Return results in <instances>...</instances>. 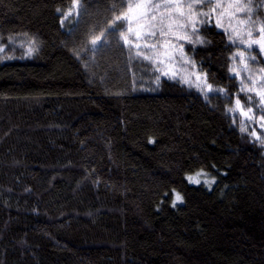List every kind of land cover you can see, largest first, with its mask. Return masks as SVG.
Listing matches in <instances>:
<instances>
[{
    "label": "trees",
    "instance_id": "1",
    "mask_svg": "<svg viewBox=\"0 0 264 264\" xmlns=\"http://www.w3.org/2000/svg\"><path fill=\"white\" fill-rule=\"evenodd\" d=\"M73 2L0 0V44H38L0 58V264H264V146L228 112L227 33L183 43L208 98L122 50L126 0Z\"/></svg>",
    "mask_w": 264,
    "mask_h": 264
},
{
    "label": "snow or ice",
    "instance_id": "2",
    "mask_svg": "<svg viewBox=\"0 0 264 264\" xmlns=\"http://www.w3.org/2000/svg\"><path fill=\"white\" fill-rule=\"evenodd\" d=\"M79 7V0H74L72 7L63 15L65 18L74 16ZM250 12L251 7L242 4L240 0H233L227 4L224 0H126L125 10L114 17L112 24L108 25L106 30L110 35L118 34V42L130 59L137 62L146 61L157 66L156 70L169 79L176 78L177 73L175 71L169 73L158 66L170 64L176 60L177 55L185 63L189 62L181 41L203 44L204 40L198 35L200 27L206 30L210 27L223 30L232 44L238 47L244 46L233 55L232 60L235 62L238 59L244 71L249 73L248 83L241 78L240 91L246 94L248 101L253 99V96L249 95L252 93L259 98L257 107L261 114L257 117L252 107L245 109L239 97L235 99V107L228 111L239 112L248 121H256L264 128V68L253 69L249 63L257 59L256 55L251 54L254 47L258 50V54L264 57V22L252 20ZM237 13H244L247 18L241 19ZM225 18H227V26ZM193 36H196V40L192 39ZM105 40L104 33L93 38L92 51L105 47ZM31 52L32 49H29V54ZM231 71L235 76H241L235 63ZM159 79L156 78L157 84ZM200 79L201 77L197 75V80ZM207 89L209 92L213 91L210 84L207 85ZM217 91L223 92L222 89ZM253 135L264 144V140H261L259 135L256 133ZM188 179L192 183H200L194 177ZM175 200L182 202V197L177 194ZM175 206L173 203V207Z\"/></svg>",
    "mask_w": 264,
    "mask_h": 264
},
{
    "label": "rangeland",
    "instance_id": "3",
    "mask_svg": "<svg viewBox=\"0 0 264 264\" xmlns=\"http://www.w3.org/2000/svg\"><path fill=\"white\" fill-rule=\"evenodd\" d=\"M230 2H233V0H224L225 4L230 3ZM240 2L242 4L249 5L251 7V12L249 13V15H251L252 20L264 22V20H263L264 6H262V5H264V0H240ZM203 10L207 11V9H203ZM259 11L261 12L260 14H259ZM237 16L241 19L247 18L244 13H237ZM225 24L227 26V18H225ZM233 25L235 26V21H233ZM241 27H243V26H241ZM254 35H255V33H254ZM194 37L195 36L192 37L193 40H194ZM181 43H187V42L181 41ZM233 45L235 47L234 54L237 51L244 48L243 45H240L239 47L236 44H233ZM10 46H11L12 50L8 49L7 45H1L0 44V58L1 57L3 59L4 58L5 59L14 58V57H17L19 55H22L24 57L31 56L33 54V52L35 51V49L38 47V44L33 38H29L27 36H22V37H18V38H13L10 41ZM29 49H32L31 54H29ZM184 51H185L187 57L189 58V62L185 63L177 55L175 61L171 62L170 64L166 63L165 65H159L158 67L162 68L164 71H169V73H171V71H175L177 73V75H176V78H174V79L180 81L181 83L185 84L189 88L194 89V90L202 93L206 97L210 98L211 94H213L216 91V89L212 87L213 91H211V92L208 91L207 85H209V82L207 80V75L205 76L204 75L205 73L202 72L198 68V66L195 64V62L187 54L185 47H184ZM17 54H19V55H17ZM251 54L256 55L257 59H256V61H249L250 66L253 69L264 68V57H261L258 54V50L255 47L251 50ZM233 55H232V57H233ZM146 63L149 64L148 62H146ZM234 63L236 65V67L240 70V73H241L240 77L236 76L238 79V82L240 83L241 78H243L245 80V82L248 83L249 81L247 80V77H248L249 73L244 71L243 66L238 59H237V61L234 62L231 58V69L233 68ZM149 67H150V69L148 71H149L150 75L152 76L153 82L156 80L157 77H166V76L162 75V73L160 71L156 70L157 66L149 64ZM197 75H199L201 77L200 80H197ZM232 75H234V74L232 73ZM256 75L258 77L259 73L257 72ZM149 80L150 79H147V81H148L147 84H149V86H151L152 83H150ZM240 86H241V84H240ZM259 86L260 85H257V87H259ZM249 95L253 96V99L251 101L246 100V97H245V99L241 100V102L245 106V109H247L248 107H252L254 112L256 113V115L258 117L261 114L259 111V108L257 107V101L259 98L257 96H255L254 93L249 94ZM234 107H235V100L233 101L232 105L228 108V110L230 108H234ZM229 113L233 119L234 124L239 129L246 132L247 134H250L252 138H254L260 144H262L260 142V140H258L256 138V136L253 135V133H256L257 135L260 136L261 140H264V128L260 127L259 123H257L256 121H248L239 112H229ZM243 129H246V130H243ZM262 145L264 146V144H262ZM196 177H198V175H196ZM199 180L206 181V179L204 178V175H199Z\"/></svg>",
    "mask_w": 264,
    "mask_h": 264
},
{
    "label": "bare ground",
    "instance_id": "4",
    "mask_svg": "<svg viewBox=\"0 0 264 264\" xmlns=\"http://www.w3.org/2000/svg\"><path fill=\"white\" fill-rule=\"evenodd\" d=\"M261 12L259 11V14H260ZM263 20H264V17H263Z\"/></svg>",
    "mask_w": 264,
    "mask_h": 264
}]
</instances>
